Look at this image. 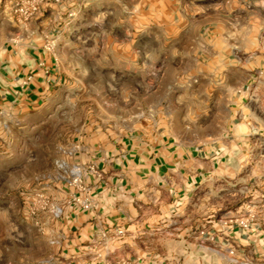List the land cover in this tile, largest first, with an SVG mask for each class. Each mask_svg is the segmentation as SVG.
I'll return each mask as SVG.
<instances>
[{
	"label": "crops",
	"instance_id": "0c3cea01",
	"mask_svg": "<svg viewBox=\"0 0 264 264\" xmlns=\"http://www.w3.org/2000/svg\"><path fill=\"white\" fill-rule=\"evenodd\" d=\"M14 2L0 0V77L13 78L6 87L11 93H42L45 77L70 55L74 31H90L84 44L111 46L116 54L129 56L136 42L142 47L155 42L156 48L143 54L179 62L203 56L211 63L201 75L221 78L216 88L235 95L232 127L219 143L182 144L164 133L139 135L131 129L78 134V155L68 167L81 169L82 187L65 181L49 189L63 210L57 246L82 262L172 264L162 257L176 252L187 256L175 264H214L212 256L227 247L217 251L184 239L222 240L233 205L237 211L262 203L264 214V169L259 168L264 161V0H61L41 3L28 22L13 16ZM71 13L76 17H63ZM89 13L96 15L91 22L85 19ZM26 78L29 90L21 85ZM5 84L0 83L1 101L7 98ZM75 196L88 198L90 210L74 209ZM183 221L189 224L169 235L187 244L165 249V228ZM230 232L251 244L263 231L255 225Z\"/></svg>",
	"mask_w": 264,
	"mask_h": 264
},
{
	"label": "rangeland",
	"instance_id": "374dc122",
	"mask_svg": "<svg viewBox=\"0 0 264 264\" xmlns=\"http://www.w3.org/2000/svg\"><path fill=\"white\" fill-rule=\"evenodd\" d=\"M13 16L20 17L18 13ZM94 16L89 13L85 19L91 22ZM54 23L59 27V18ZM76 33H71L74 42L69 46L70 55L56 63L52 74L45 77L42 93L7 92L13 78L0 77V83L6 82L2 96L7 97L0 100V264H89L77 254L58 248V219L63 210L49 189L65 181L73 185V178L81 175L76 164L68 167V161L78 155V134L98 129L122 134L131 129L133 134L164 133L182 144L198 145L211 140L219 143L232 127L231 102L235 95L216 88L221 78L201 75L212 68L203 56L197 61L179 62L163 61L155 53L143 54L155 49V42L147 47L136 42L125 56L114 53L111 46L84 44L88 30ZM6 64L2 62V67ZM22 81L23 89L29 90V80ZM227 102L229 110L225 109ZM259 168L264 169V161ZM37 194H42L43 201H38ZM77 198L89 202L86 197L75 196L71 206L89 211L91 205L84 209ZM51 206L60 209L59 217ZM256 206L237 211L235 205L230 207L225 223L228 230L225 236L220 235L222 240H184L217 251L227 247L221 255L212 256L214 264H264L263 206ZM218 218L217 214L213 219ZM187 224L175 222L165 228V249L177 251L178 245L187 244L169 235ZM255 225L263 232L251 244L236 240L230 232L232 228L245 230ZM242 235L246 239L248 232ZM254 248L260 252L253 253ZM185 256L174 252L163 255L162 261L181 263Z\"/></svg>",
	"mask_w": 264,
	"mask_h": 264
},
{
	"label": "built area",
	"instance_id": "2783aa9c",
	"mask_svg": "<svg viewBox=\"0 0 264 264\" xmlns=\"http://www.w3.org/2000/svg\"><path fill=\"white\" fill-rule=\"evenodd\" d=\"M60 0H15V12L18 13L23 21H27L32 19L34 17L39 9L40 4L43 2H59ZM72 183L76 187H82L80 183V175H77L75 178H73ZM81 191H85L84 188H81ZM37 197L39 198L38 201H43L42 194H37ZM76 202L82 206L84 209L90 208V203L86 200L81 201L79 198L76 199ZM43 205H47V203L44 201L42 202ZM51 210L53 211L54 215L56 217L60 216V209L51 206ZM119 234L122 233V230L119 229L117 231Z\"/></svg>",
	"mask_w": 264,
	"mask_h": 264
}]
</instances>
